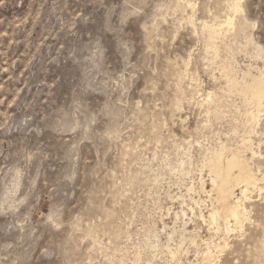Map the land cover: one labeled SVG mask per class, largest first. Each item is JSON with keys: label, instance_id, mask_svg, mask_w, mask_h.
I'll return each instance as SVG.
<instances>
[{"label": "rangeland", "instance_id": "374dc122", "mask_svg": "<svg viewBox=\"0 0 264 264\" xmlns=\"http://www.w3.org/2000/svg\"><path fill=\"white\" fill-rule=\"evenodd\" d=\"M208 263L264 264V0H0V264Z\"/></svg>", "mask_w": 264, "mask_h": 264}, {"label": "bare ground", "instance_id": "6f19581e", "mask_svg": "<svg viewBox=\"0 0 264 264\" xmlns=\"http://www.w3.org/2000/svg\"><path fill=\"white\" fill-rule=\"evenodd\" d=\"M223 25L224 27L227 28L230 26L229 23L226 24L224 23ZM218 29L215 28L210 31L209 37L211 38V40L213 39L215 34H219V32H221ZM244 90L252 97L253 102H256L257 104L263 98V86H262V81L260 79H256L253 81V83L246 85L244 87ZM223 157H218L213 163L212 169H213L214 177H212L213 178L212 181L218 190L216 195H218L217 198L219 197L221 203L220 202L217 203L221 204L220 205L222 207L221 220L224 221L223 226H225V230H227V225L229 223L230 218H233L236 223L241 222V220L243 219L244 215L241 207L242 201L240 199L242 200L243 198L246 199L249 189L257 188V183H256L257 178H255V175L251 173V170L247 167V165H245L244 163L245 161L241 160L237 152L236 154L231 155L229 158L226 157L223 158ZM236 190H239L240 192L239 194L241 196L240 198H237L235 196L234 192ZM206 257L205 258L207 259V261L211 260L210 258H208V256Z\"/></svg>", "mask_w": 264, "mask_h": 264}]
</instances>
